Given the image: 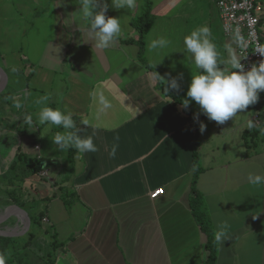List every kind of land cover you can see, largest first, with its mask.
Wrapping results in <instances>:
<instances>
[{
	"label": "crops",
	"instance_id": "1",
	"mask_svg": "<svg viewBox=\"0 0 264 264\" xmlns=\"http://www.w3.org/2000/svg\"><path fill=\"white\" fill-rule=\"evenodd\" d=\"M107 2V15L120 17L122 31L108 49H97L79 19V0H0V61L13 88L0 101V176L6 177L22 151L45 172L48 184L37 182L38 209L45 214L31 225L35 236L26 263L264 264V186L247 181L249 174L264 175V134L245 128L260 113V97L218 125L203 114L194 121L200 112L194 101L185 111L182 105L174 108L159 88L163 78H175L187 98L197 70L183 38L202 25L210 28L221 60L237 55L236 40L224 34L217 0H137L131 12ZM148 2L155 16L145 36L150 67L139 57L133 25ZM259 2L264 44V0ZM157 37L171 41L159 55L147 47ZM222 67L231 70L230 64ZM97 92L112 104L99 119L92 95ZM43 95L50 96L47 106L67 109L78 124L92 122L94 127L79 126L82 136H93L97 152H60L51 137L63 129L46 132L34 115L33 126L24 124ZM16 100L22 109L13 107ZM113 144H118L114 158L108 154ZM195 151L200 170L194 183ZM158 188L164 193L153 196ZM15 216L16 226L0 228L21 231L23 216L18 210ZM223 222L230 225L228 239L216 243L214 233Z\"/></svg>",
	"mask_w": 264,
	"mask_h": 264
},
{
	"label": "clouds",
	"instance_id": "2",
	"mask_svg": "<svg viewBox=\"0 0 264 264\" xmlns=\"http://www.w3.org/2000/svg\"><path fill=\"white\" fill-rule=\"evenodd\" d=\"M78 12L79 19L83 21L93 37L92 42L97 49H108L113 42L120 36L122 28L120 17L109 16L107 11L109 4L107 0H79ZM111 7L119 10L126 9L128 12L137 8V0H111ZM73 20L65 23L71 24ZM238 46L246 49L248 42L237 35ZM171 41L164 37L151 39L148 43V52L159 55L160 51L167 48ZM183 44L188 53L191 54L196 72H192V78L187 89V98L182 101L184 109H188L190 103L194 101L200 109L199 113L194 114V121H199V116L203 114L210 121H215L218 125H223L226 121L235 118L238 114L245 112L250 105L259 100V93L264 91V60L258 64H253L247 71L242 58L236 54L230 53L228 60L223 61L212 40V33L207 25H202L191 31L183 38ZM255 52L264 56V47L258 46ZM230 64L231 70H225L222 65ZM16 72L15 67L12 68ZM166 90H177L179 84L175 78L165 80L163 78ZM30 95V94H27ZM93 98L98 104L96 119L106 110L112 107L110 100L103 92L93 93ZM49 95H43L37 98L34 103L41 105L34 114L25 115L23 122L31 127L35 122L46 126L45 131H51L53 127L63 129L57 131L52 137V143L55 144L60 152L75 149L81 154L95 153L98 151L94 143L93 136H82L83 128L94 127L90 120H81L78 124L74 119L73 113L67 109L53 108L48 105ZM23 103L16 100L14 107L22 109ZM206 126L201 122L199 130L205 131ZM245 128L249 131L259 129L264 134V128L260 124L249 118L245 122ZM118 140V137L116 138ZM118 144H113L109 151L110 157H115ZM247 181L253 186H264V175L249 174ZM230 225L223 222L218 225L214 233L216 243H224L228 239V230ZM6 257L0 255V264H5Z\"/></svg>",
	"mask_w": 264,
	"mask_h": 264
},
{
	"label": "trees",
	"instance_id": "3",
	"mask_svg": "<svg viewBox=\"0 0 264 264\" xmlns=\"http://www.w3.org/2000/svg\"><path fill=\"white\" fill-rule=\"evenodd\" d=\"M150 3L148 2V7L146 12L144 13V15H142L141 17H139L138 19H135L133 21V25L135 26V28L138 30L139 32V37L136 40V43L139 45L140 47V51H139V57L142 60V62L147 66L150 67L149 64L147 63L146 59H144V51H145V36L146 34L150 31L154 20H155V16L151 13L150 10ZM131 41V40H130ZM159 88L164 92V94L168 97V99L170 100L172 106L174 108H178V105H182V101H183V92L181 90H170L169 92L166 90L165 84L164 82H161ZM183 110L185 111V109L183 108ZM259 131V129H257ZM19 159L23 160H27L28 156L26 154H22L19 153L18 154ZM194 162H195V178H194V183L196 182L197 179V174L200 170V167L198 165V152L195 151L194 152ZM32 166L35 167L36 169V165L33 164ZM31 171L34 172L33 167H30ZM37 172V171H36ZM35 173V172H34ZM15 179L14 178H10L9 180V186L10 187H15ZM52 199V196H49L47 198H45V201H50ZM66 202L69 204V201L66 200ZM194 205L193 207L196 208L200 201H199V197L195 196L194 197ZM196 203V205H195ZM20 206L22 208L28 209L26 208L27 202L26 201H22L18 196H16L15 194V189L11 188V190L7 191V192H3L2 194L0 193V211H2L3 209H5L6 206ZM40 205L38 204V207ZM31 219H32V226L35 223H39L42 217V214H45V210L44 209H35L33 211H29ZM2 226V225H0ZM204 229L206 231H208V227L207 224H204ZM35 236V232L33 230V228L31 227L30 231H28L24 236L22 237H9V236H2L0 235V255H4L6 257L5 263L6 264H13L16 260H19L18 263L20 262H24L26 263V249L30 246L33 237ZM58 241L55 239L54 237V241L52 242V246L54 249H56ZM208 246L209 248L212 250L210 256H209V260L213 261L216 258V250H215V245H213V239L210 237V239H208ZM21 255V256H20ZM48 257H52V253L48 254Z\"/></svg>",
	"mask_w": 264,
	"mask_h": 264
},
{
	"label": "built area",
	"instance_id": "4",
	"mask_svg": "<svg viewBox=\"0 0 264 264\" xmlns=\"http://www.w3.org/2000/svg\"><path fill=\"white\" fill-rule=\"evenodd\" d=\"M220 18L225 36L236 40L237 55L244 57L241 63L247 71L253 64L264 60L259 52H255L258 46L264 47L261 36V12L262 4L259 0H217ZM237 35L248 42L246 49L238 46ZM261 110L255 117V121L264 128V91L259 93ZM45 173L41 171V174ZM164 193V188H158L152 195Z\"/></svg>",
	"mask_w": 264,
	"mask_h": 264
},
{
	"label": "rangeland",
	"instance_id": "5",
	"mask_svg": "<svg viewBox=\"0 0 264 264\" xmlns=\"http://www.w3.org/2000/svg\"><path fill=\"white\" fill-rule=\"evenodd\" d=\"M3 1H5V0H3ZM0 49L3 51V48L0 47ZM0 65H2L1 61H0ZM12 95H13V88H12V83L9 79L8 83L6 85V88L4 89V91H2L0 93V101L4 100V98H6L7 96L11 97ZM12 112H13V110L10 112L6 111L8 116H12L11 115ZM8 118H10V117H8ZM17 118H18V116H17ZM22 154H23V152H22ZM31 162H32V160L29 158L27 160H25V159L20 160L19 157H17V161L15 163V166H17L19 168H16L15 166L11 165L12 170L9 171V173L6 175V177L4 178V177L0 176V192H1V194L3 193V191L7 192V191L11 190V188L15 189L16 196H18L22 201L27 202L26 208H28V209H25V208H23V209H25L28 213H30L29 211H33V210L38 208V204H39V201L41 199L40 193H38V191H36L37 190L36 186H38L37 182L44 180V181H42V184L48 185L47 181H46V178H47L46 174L45 173L40 174L37 167L35 169V167L31 165ZM12 163H14V162H12ZM30 167H33V170L35 173L31 171ZM10 178L15 179L14 180L15 181V183H14L15 187L9 186ZM10 207L11 206H6L5 209H3L2 211H6ZM201 210L202 209H200V208L197 209V211L199 213H201ZM18 222H19V218L16 217L15 215H11L7 220L1 222L0 225L11 224L13 226H9V227H14L18 224ZM19 225H21V223ZM252 258L254 260L253 262H256L255 257L253 256ZM18 262H19V260H16L13 264H25L23 261L20 263H18Z\"/></svg>",
	"mask_w": 264,
	"mask_h": 264
},
{
	"label": "water",
	"instance_id": "6",
	"mask_svg": "<svg viewBox=\"0 0 264 264\" xmlns=\"http://www.w3.org/2000/svg\"><path fill=\"white\" fill-rule=\"evenodd\" d=\"M0 72L2 74V83L0 85V93H1L6 88V85H7L8 80H9V76H8L7 71L4 69V67L2 65H0ZM11 208H16V209L20 210L25 215L26 223H25L24 227L22 228V230L19 232H13V231L9 230L8 228H0V235L20 236V235L26 234L31 228L32 219H31L30 214L20 206L14 205V206H11L9 209H7L5 214L2 217H0V223L7 220L11 215H13L11 210H10Z\"/></svg>",
	"mask_w": 264,
	"mask_h": 264
},
{
	"label": "bare ground",
	"instance_id": "7",
	"mask_svg": "<svg viewBox=\"0 0 264 264\" xmlns=\"http://www.w3.org/2000/svg\"><path fill=\"white\" fill-rule=\"evenodd\" d=\"M1 83H2V74H1V72H0V85H1ZM11 210V212H12V214L13 215H15V210H18V209H16V208H11L10 209ZM19 212H21L20 210H18ZM5 212L6 211H4V212H1L0 213V217H2L4 214H5ZM18 213V212H17ZM19 214V213H18ZM21 214H22V216H23V221H24V223H23V226H22V228L24 227V225H25V223H26V218H25V215L21 212ZM22 224V223H21ZM12 231V230H11ZM13 232H19V231H13Z\"/></svg>",
	"mask_w": 264,
	"mask_h": 264
}]
</instances>
